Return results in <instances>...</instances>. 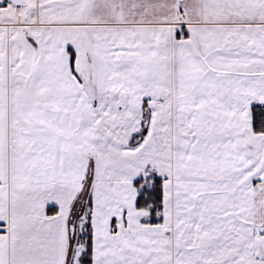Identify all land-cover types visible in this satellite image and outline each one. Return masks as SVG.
<instances>
[{
	"label": "snow or ice",
	"instance_id": "6c2138e0",
	"mask_svg": "<svg viewBox=\"0 0 264 264\" xmlns=\"http://www.w3.org/2000/svg\"><path fill=\"white\" fill-rule=\"evenodd\" d=\"M0 264H264V0H0Z\"/></svg>",
	"mask_w": 264,
	"mask_h": 264
}]
</instances>
